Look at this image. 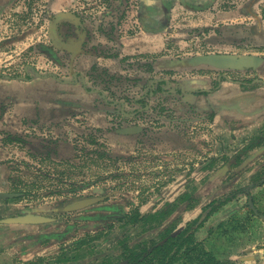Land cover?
Wrapping results in <instances>:
<instances>
[{
    "label": "rangeland",
    "instance_id": "1",
    "mask_svg": "<svg viewBox=\"0 0 264 264\" xmlns=\"http://www.w3.org/2000/svg\"><path fill=\"white\" fill-rule=\"evenodd\" d=\"M139 2L0 0V192L19 194L0 201V220L26 212L54 218L50 225L32 226L49 237L69 229L64 243L102 231L97 241L80 240L95 246L89 255H82L89 247L81 246L80 259L87 264L103 259L104 252L119 253L122 229H144L143 235L137 230L128 235L134 247L157 226L184 227L210 201L251 192L254 176L264 178V149L240 150L251 142L250 119H235L210 104L215 89L208 95L190 91L202 86L199 78L219 87L222 74L250 83V68L220 70L191 60L208 53H251V40L245 38L231 49L235 52L224 51L202 33L184 40L180 25L160 34L166 42L160 53L126 56L121 40L142 29L135 23ZM183 18L181 13V24ZM110 74L127 79L110 80ZM154 80L168 81L173 90L183 83L188 94L164 93L159 85L151 87ZM135 126L142 130L119 133ZM251 193L264 213V188ZM79 196L105 201L75 214L59 211ZM247 202L241 191L199 233L208 250L231 256L234 264H245L264 245V220L253 223ZM110 205L127 216L137 209L143 215L172 213L144 225L108 223L104 216L117 214L102 209ZM227 212L225 222L243 221L244 233L234 242L216 238V231L208 238ZM110 225L109 233L103 231Z\"/></svg>",
    "mask_w": 264,
    "mask_h": 264
},
{
    "label": "crops",
    "instance_id": "2",
    "mask_svg": "<svg viewBox=\"0 0 264 264\" xmlns=\"http://www.w3.org/2000/svg\"><path fill=\"white\" fill-rule=\"evenodd\" d=\"M156 2H159L161 7L158 3L159 8L155 9L153 18L155 24L149 25L150 27L154 25V29L147 33L141 29L135 37L123 38L122 53L126 56H136L141 53L158 54L165 48L166 43L160 34H165L170 29L175 30L180 25H184L187 32L184 40L189 39V33L190 38L198 37L202 33L207 37L206 39L212 38L214 44L224 51H230L236 46L234 44H243L241 42L248 38L251 40V47L248 48L251 53L244 55L257 58L261 62L256 68L251 67L250 74L253 77L251 89L241 88L239 82L236 84L229 82L226 74H223L228 82L222 81L220 79L222 76H219L217 78L219 87L215 88L207 78L203 81L199 78L203 83L198 90L208 95L215 89L216 92L210 94L213 98H210L209 102H215V106L224 110L222 114H229L233 118L237 115L235 119L245 122L250 119L251 141L263 138L264 83L259 82V79L264 80V0H157ZM181 13L184 17L183 24L180 23ZM135 23L139 24L138 20ZM160 28H162L160 31L155 30ZM225 46L229 48H223ZM212 54L228 55L229 52ZM207 55H196L192 59ZM53 239L43 234L37 226L0 225V264H78L75 262L80 260L72 258L74 253L61 249V242ZM248 259L245 264H264V245L262 248L253 249Z\"/></svg>",
    "mask_w": 264,
    "mask_h": 264
},
{
    "label": "flooded vegetation",
    "instance_id": "3",
    "mask_svg": "<svg viewBox=\"0 0 264 264\" xmlns=\"http://www.w3.org/2000/svg\"><path fill=\"white\" fill-rule=\"evenodd\" d=\"M157 0H140V2H139V4H138V6H137V20H138V22H139V24L141 25V23H142V25H141V27H142V30L145 28V29H147V30H153L154 29V25L152 26V27H150L154 22H153V18H154V15H155V9L156 8H159V7H161V5H160V3L159 2H156ZM158 3H159V7H157V5H158ZM150 8H153L154 10H149ZM165 13H168L166 10H163ZM162 11V13H164ZM152 12H153V15H152ZM164 13V14H165ZM155 20V19H154ZM136 22V21H135ZM152 23V24H151ZM155 24V23H154ZM150 25V26H149ZM207 40H209V39H207ZM212 42H214V40H212V38L210 39ZM243 43V42H242ZM238 45V43L236 44V46ZM208 55H224V54H212V53H208ZM207 55V56H208ZM229 56H235V57H243V56H245L244 54H238V53H229L228 54ZM251 69V68H250ZM220 76H222L220 79L222 80V81H226V82H232V83H234V84H236L237 82H239L240 83V85H241V88H242V86L244 85V84H246V85H250L251 84V82L253 81V77L251 78V82L250 83H245V82H243V83H241L240 81H235V80H231L229 77H227L228 78V81H227V79L225 78V76L223 77V74L222 75H220ZM224 79V80H223ZM221 81V82H222ZM168 81H166V80H154L153 82H152V88H154L155 86H157V85H159V86H161L162 87V92H164V93H170V94H172V92L173 93H181V94H185V95H187L188 93H186V89L184 88V84L183 83H179V85H177L176 86V88L177 89H174L173 90V88H171V89H169V88H167L168 87ZM186 85V84H185ZM239 85V86H240ZM247 89H251V86H247L246 87ZM151 92V94H153L154 93V91H152V90H150ZM211 92V91H210ZM192 94H195V95H197V94H203V92L201 91V90H197V91H192ZM205 102H206V104H207V101L205 100ZM211 104V103H210ZM253 142L254 141H251L247 146H245L244 148H242V149H240V150H255V147H252V148H250L249 146H251V144H253ZM258 143L260 144V145H258V148L257 149H264V137L263 138H260V139H258ZM261 143H263V144H261ZM256 176H254V179H253V184H251V192L254 190V189H256V188H258V187H263L264 186V178H255ZM247 189V188H246ZM244 192L245 193V196L247 197V199H248V202H247V204H248V207L250 208V213H251V216H252V218H253V223H255L256 225L258 224V221H259V218L260 219H263L264 220V218H262L261 216H264V213L263 212H261V210L259 209V207H258V204H257V201H256V199H255V195L253 194V193H251L249 190H238L237 192H232L231 194H228V195H225V196H222L221 198H219V199H216V200H212V201H210V203L208 204V205H206V206H204L203 208H202V214L201 215H199L196 219H199V218H201V217H204V216H206L207 215V213H208V215L206 216V218H205V220H204V222H203V225H202V227L200 228V230L198 231V233L197 234H199L200 232H201V230H203L204 229V227H205V225H206V223L208 222V220H210L215 214H217V213H219V212H222V208L223 207H225V206H227L229 203H231V202H235V201H237L238 200V198H240V192ZM12 194H16V193H12ZM17 196H15L14 198H9V200L10 199H15V198H17L18 196H19V194H16ZM89 198H102L99 202H97V203H95V204H93V205H90V206H87V207H84L83 209H79V210H74V211H71V212H64L63 211V209L68 205V204H70L71 202H74V201H79V200H84V199H89ZM6 200H8V199H6ZM6 200H0V201H6ZM250 200L252 201V203H253V205H254V207L256 208V210H257V213L258 214H256V212L252 209V207L250 206ZM103 201H105V198L104 197H97V196H90V197H81V196H79V197H76V198H73L72 200H70V201H68L63 207H61V208H59L60 210V212L61 211H63L64 213H77V212H83V211H85L86 209H89V208H91V207H93V206H96V205H98V204H100L101 202H103ZM212 204H213V206H212ZM214 207H215V209H214ZM104 211H113V212H115L116 211V213L117 214H109L108 216H104L105 217V219H106V221H108V223L110 222L111 223V221H120V220H124V219H126V217H127V214L128 213H122V211H121V213H119V212H117L118 210V208L116 207V206H114V205H110V206H104L103 208H102ZM238 211L237 210H234L232 213H237ZM28 212H26V213H22V214H20V215H18V216H22V215H25V214H27ZM154 214H157L158 213V211H156V212H153ZM229 213L230 212H227L225 215H224V217H223V219H221V220H219L218 222H216V225L214 224V226H212L213 228H211L210 229V231H213V230H215L216 231V229L218 230V225H219V223H221L222 221H225L226 219H227V217L229 216ZM148 215V214H147ZM144 216H146V215H143V214H141V217H144ZM249 216V215H248ZM13 217H17V216H13ZM13 217H6V218H3L2 220H4V219H7V218H13ZM46 217H48V216H46ZM50 218V217H49ZM52 219V221L51 222H49V223H46L47 225H50V223L52 224V223H54L55 221H54V218H51ZM98 219V218H97ZM100 219H102V217H100ZM248 219H249V217H248ZM2 220H0V225H13V224H5V223H2L1 221ZM195 220V219H194ZM193 220V221H194ZM189 222H191V221H189ZM189 222H187V223H189ZM187 223L184 225V227H180V228H176L172 233H171V235H173V233L175 232V233H178L179 231H182L184 228H185V226L187 225ZM14 225H17V224H14ZM90 226H88L87 228H89ZM95 227H97L96 225L95 226H93L92 228H95ZM86 228V229H87ZM91 228V227H90ZM112 228V226L110 225L109 226V229H103V231H106V232H108L109 233V231L108 230H112L111 229ZM140 228L141 227H136V228H133V227H131V229L132 230H130V231H126V232H124L125 230L124 229H122V231L123 232H121L120 234H119V238H117V239H122L121 241L123 242L121 245L123 246V249H121V251H118L119 253H116V252H109V251H107V252H101V253H103L102 254V258L103 259H94L93 261H92V263L91 264H106V263H108V264H124V262H125V257L127 256V251L128 250H125V249H132L133 248V246H132V244L130 243H128V239L130 238V236H128V235H131V232L132 231H134V230H137L138 232H139V235L141 234V235H143L144 233L142 232V231H144V229H142V231H140ZM168 228V227H167ZM80 229V228H79ZM79 229H77V230H79ZM126 229H129V227H126ZM89 230V229H88ZM165 230H166V227H164V225L162 224V225H160V226H157L156 228H154V230H151V232L152 231H154V235L152 236V237H150V238H145L143 241H141L140 243H138V245L139 244H141V243H143V242H146V241H148V242H151V241H156V242H159V243H161L162 241H161V235L165 232ZM100 230H98V231H93L92 233H90V232H88L87 234H84V237L85 236H87V237H85V238H93L92 240H93V242L95 241V239H96V241L98 240V239H100V238H102V236H103V233H102V231L101 232H99ZM105 232V233H106ZM149 232V231H148ZM69 234H72L71 232H70V230L68 229H65L63 232H60V233H57V234H53V236L52 237H50V238H54L53 240H56V241H58V242H61V244H62V246H61V249H63V250H69V251H72L73 253H74V255H73V259L74 260H80V261H78V262H75V263H78V264H87V263H85L86 262V260L85 261H82L81 259H80V257H81V246L82 247H84L85 245L86 246H88L89 248L87 249V250H82V252L84 251V253H82V255H84V254H87V255H89V253H90V250H91V248H95V246H94V244L92 245V246H90L91 245V243H87V244H83V243H81L80 242V240L81 241H83L84 243H86V239L85 238H76V239H74L72 242H68V243H64V242H67L68 240H70V239H66V237L69 235ZM88 234H96L95 236H89ZM47 235H49V234H47ZM146 236V235H145ZM142 237V236H141ZM137 246V245H136ZM135 247V246H134ZM113 255H112V254ZM114 253H116V254H114ZM83 257H85V256H83ZM224 259H227V260H229L230 261V264H234L233 262V260H232V258H231V256H228V257H226V258H224Z\"/></svg>",
    "mask_w": 264,
    "mask_h": 264
},
{
    "label": "trees",
    "instance_id": "4",
    "mask_svg": "<svg viewBox=\"0 0 264 264\" xmlns=\"http://www.w3.org/2000/svg\"><path fill=\"white\" fill-rule=\"evenodd\" d=\"M124 78L109 75L110 80H123ZM258 145L260 144L258 143V139H256L249 147L252 148ZM193 207L194 204L188 206L189 209ZM171 213L172 211L166 210L161 213H151L141 217L140 211L137 209L133 210L124 219V224L142 223L144 225L156 217H163L164 214V218H167ZM206 216L187 223L182 231L173 233V235L171 233L176 229V226L166 228L165 232L161 235V243L146 241L132 249H125L128 251L126 252L127 256L125 257L124 264H230L229 260L223 258L224 255H218L215 250H208L204 239L199 238V234L197 233L202 227ZM242 222L241 220L235 221L233 219H229L227 222L222 221L218 225V230L216 229V238H225L230 242H234L238 234L244 233ZM214 231H210L208 238H212L211 235ZM119 243L122 244L123 242L120 241Z\"/></svg>",
    "mask_w": 264,
    "mask_h": 264
},
{
    "label": "water",
    "instance_id": "5",
    "mask_svg": "<svg viewBox=\"0 0 264 264\" xmlns=\"http://www.w3.org/2000/svg\"><path fill=\"white\" fill-rule=\"evenodd\" d=\"M194 64H208L213 65L218 69H247V68H256L260 65V60L253 58L251 56L235 57L229 55H208L203 57H198L191 60ZM259 82L264 83V80L259 79ZM142 129L139 126L125 128L119 131L120 134L131 135L140 132ZM17 196L12 193L0 192V200H6L9 198H14ZM102 198H89L79 201H74L68 204L63 211L71 212L74 210L83 209L84 207L93 205L99 202ZM250 206L257 213L256 208L254 207L252 201L250 200ZM264 218V216H261ZM52 219L38 213L28 212L25 215L17 216L13 218H7L2 220V223L5 224H17V225H40L51 222Z\"/></svg>",
    "mask_w": 264,
    "mask_h": 264
}]
</instances>
